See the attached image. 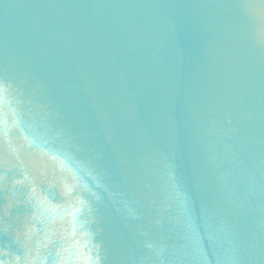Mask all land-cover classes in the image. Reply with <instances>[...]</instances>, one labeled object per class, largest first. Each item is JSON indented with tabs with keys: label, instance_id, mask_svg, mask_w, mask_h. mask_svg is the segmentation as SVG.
<instances>
[{
	"label": "water",
	"instance_id": "obj_1",
	"mask_svg": "<svg viewBox=\"0 0 264 264\" xmlns=\"http://www.w3.org/2000/svg\"><path fill=\"white\" fill-rule=\"evenodd\" d=\"M0 264H264V0H0Z\"/></svg>",
	"mask_w": 264,
	"mask_h": 264
}]
</instances>
